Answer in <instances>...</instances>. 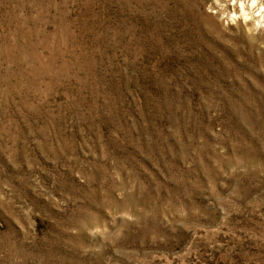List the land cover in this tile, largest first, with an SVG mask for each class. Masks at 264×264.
Here are the masks:
<instances>
[{
    "label": "rangeland",
    "instance_id": "374dc122",
    "mask_svg": "<svg viewBox=\"0 0 264 264\" xmlns=\"http://www.w3.org/2000/svg\"><path fill=\"white\" fill-rule=\"evenodd\" d=\"M237 1L0 0V264H264V0Z\"/></svg>",
    "mask_w": 264,
    "mask_h": 264
},
{
    "label": "bare ground",
    "instance_id": "6f19581e",
    "mask_svg": "<svg viewBox=\"0 0 264 264\" xmlns=\"http://www.w3.org/2000/svg\"><path fill=\"white\" fill-rule=\"evenodd\" d=\"M229 1H231V3L229 2L230 6L234 7V6L236 5V4L234 5V3H235L236 0H229ZM238 1H239V0H238ZM238 1H237V2H238ZM241 1H242V0H241ZM243 1H244V0H243ZM244 2H245V1H244ZM256 3H257V2H256ZM238 4H239V5H238V6H239V13L235 14V13L233 12V13H231L230 15H231V17H234L235 15H237L238 17H240V18L243 19V18L245 17V14H247L246 11L242 8L245 4H244V5L241 4L240 1H239ZM248 4H250V5L252 6V5H254V2L251 1V2L248 3ZM260 5H261V1H260ZM227 6H228V5H227ZM238 6H237V7H238ZM232 7H231V8H232ZM235 7H236V6H235ZM246 16H247V15H246ZM245 18H246V17H245Z\"/></svg>",
    "mask_w": 264,
    "mask_h": 264
}]
</instances>
